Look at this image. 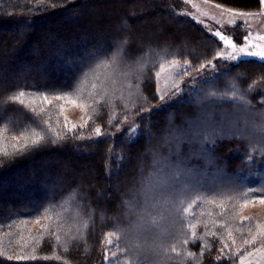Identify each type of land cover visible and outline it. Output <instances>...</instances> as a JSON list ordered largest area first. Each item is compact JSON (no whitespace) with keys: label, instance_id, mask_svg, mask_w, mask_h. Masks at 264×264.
Here are the masks:
<instances>
[{"label":"trees","instance_id":"16d2710c","mask_svg":"<svg viewBox=\"0 0 264 264\" xmlns=\"http://www.w3.org/2000/svg\"><path fill=\"white\" fill-rule=\"evenodd\" d=\"M209 1L237 11L256 13L261 10L259 0ZM182 6V0H45L44 4L39 0H0V97L6 98L19 89L48 90L57 94L59 90L68 91L77 84L83 72L94 66L96 58H110L126 37L128 44L122 52L124 59L133 62L142 57L140 64L148 76L143 79L141 88H124L126 102L133 112L144 103L150 109L130 117L139 126L132 142H129L126 124L121 125L119 131L111 128L108 136L78 140L72 138L73 134H68L67 139L56 144L45 142L38 148L9 157L0 154V225L13 224L11 230L0 227V252L15 256L35 246L37 255H51L52 244L47 238L37 243L41 225L34 223L36 213L43 212L49 205L58 206L55 212L60 215L52 213L53 220L42 223L55 226L63 221L60 230L63 243L66 239L64 233L69 227L75 231V197L76 200L83 199L95 210L94 226L89 227L86 243L81 241L68 245L67 253L58 247L57 252L70 264H106L105 245L102 243L104 234L113 230L114 220L122 228L130 226L129 221L134 217L124 215L122 201L129 198L130 189H138L142 181H147L152 171L149 149L162 143L166 131L173 127L187 130L190 124L198 122L202 113L197 101L204 98L209 90H224L233 80L242 90H247L253 81H257L255 90L247 98L257 110H264L260 103L261 92L264 91V63L251 59L234 64L215 62L219 71L212 78L200 80L192 91L158 107L160 99L156 92L155 72L160 70V66L170 64L172 59L181 63L187 59L197 65L211 59L219 46L217 38L198 23L173 12V9L180 11ZM107 71L112 72L113 69ZM119 71L120 81L126 84ZM45 107L48 111L37 117L17 103L0 100V128L3 122H7L12 131L23 130L25 125L35 127L36 122L51 117L52 127L61 131L63 119L59 109L51 105ZM108 111L102 110L101 115L95 117V123L90 121L88 128L77 132L82 131L87 137L97 125L102 127V131L108 129ZM116 111L120 112L119 102ZM215 111L230 113L233 108L224 102ZM216 119L219 120V115ZM259 119L258 112L248 116L250 122L259 123ZM57 120L60 121L59 126ZM214 139V144L202 145L186 141L180 144L179 153L185 158L187 167L193 170L187 177L189 184L205 191L213 186L233 187L236 199L226 201L228 207L224 216L217 215L221 209L214 205L204 207L211 210L217 220L232 225L237 242L235 246L231 242L229 244L238 248L243 238L249 239L256 232L262 218L261 215L251 216L241 223L245 208L241 210L239 206L244 201L241 192L252 188L256 191L250 192L249 197H259L260 190L264 189V148H260L262 155L245 163L250 146H260L258 137L250 132L249 137L241 139L225 132ZM10 140V135L7 139L0 137V149L6 147L11 152ZM201 150L211 156V162L199 155ZM233 204L235 209L231 207ZM237 227L242 229V234L235 232ZM249 228L253 231L249 232ZM200 231L197 229L198 234ZM218 231L224 232L223 229ZM170 240L171 236L166 231L149 230L138 246L130 241L133 243L131 255L143 260L144 264H197L194 260H187L183 254L177 257L169 252L170 259L161 255V247ZM209 241L212 248L205 251L203 258L199 257L202 241H190L186 246L187 250L197 253L199 264H238L231 258L217 260L219 241L211 238ZM121 242L123 244L124 237H121ZM259 242H264V237ZM22 245L27 247L22 250ZM243 249L245 251L249 246L245 245ZM6 255L0 256V264H63L62 260H8Z\"/></svg>","mask_w":264,"mask_h":264},{"label":"snow or ice","instance_id":"6c2138e0","mask_svg":"<svg viewBox=\"0 0 264 264\" xmlns=\"http://www.w3.org/2000/svg\"><path fill=\"white\" fill-rule=\"evenodd\" d=\"M45 0H39L40 4H44ZM208 3L209 0H204ZM185 4H191V0H183ZM260 11L245 12L237 11L232 8H222V5L215 4L216 9L221 10V15L228 14L230 19L226 20V24L229 27H239L241 31L251 28V24L246 17L254 15L264 17V0H259ZM192 7H197L192 4ZM176 15L190 16L189 12H182L173 9ZM203 15H207L204 13ZM203 23V21H199ZM219 23V21H217ZM224 29V24H220L219 28H209L208 30L217 38L218 48L215 50L211 59L201 61L197 65H193L190 60L172 59L170 64L177 69V75L180 78L185 76L190 77L193 82L197 80V76L200 79H205L211 73L208 69L215 70L217 61L225 62H246L244 58L256 57L261 63H264V45L259 43H253V34L248 31V35L243 37L242 43H237L233 40V37L228 34ZM260 41H264V35H258L256 37ZM128 40L125 37L124 40L116 47L110 58L105 57L103 59L96 58L94 66L89 67L88 71L83 72L79 78L77 84L70 90H59V93L52 91H35L19 89L16 92L9 94L6 98L0 97L4 103H17L29 111L35 116H43L48 109L45 105H51L54 108L59 109V113L63 115L65 111V104H70L75 107H79L83 115L81 116V123L77 125L72 123L71 127H68L69 121L67 117H64L63 128L61 131H57L50 124L49 119L42 122H36V126L25 125L23 130L12 131L11 126L7 122H3V127L0 128V137L7 139L11 136L9 141L12 151L9 152L5 147L0 149V154L5 157H9L14 154L23 153L24 151L38 148L42 143L51 142L56 144L59 141H63L68 138V134H73V139H93L94 137L108 136L110 135V129L115 128L120 130L121 125L131 124L132 126L127 128L129 135V142H132L139 130L138 124L132 123L130 117L140 115L141 112L149 111L147 103H144L135 112L129 108L128 103L124 95V88L129 90L136 88L139 89L142 86L143 79L148 78L147 72L141 67L139 58L137 61L128 62L124 59L122 52L126 48ZM230 49V51L228 50ZM222 67L224 65H221ZM120 68H126L125 71H119ZM108 69H113L112 72H108ZM122 75L126 84L120 81L118 77ZM167 71L163 65L160 66V70L155 72V77H160L161 73ZM103 77V79L101 78ZM264 79V78H262ZM135 81V83H133ZM257 81H253L248 86L247 90H242L239 85L233 80L229 83L228 87L224 90L212 89L209 90L205 97L197 101L200 104V111L202 113L198 122L190 124L187 130L178 128H171L162 136V143L154 148H150L149 152L152 155V171L149 174L147 181H142L140 188L130 189L128 192V199L122 201L124 209V215L126 217H134L129 221L130 226L125 229L115 224L112 231H108L104 234L102 243L105 245L104 260L106 264H144L143 260H139L131 255V249L133 243L136 242L137 246L141 238L149 230L154 232L166 231L171 236L170 242L161 247L160 254L170 259L168 253H175L177 257L182 254L187 260H194L199 264L197 259V253L187 250V245L191 242L202 241L201 251L199 257L203 258L205 251H210L212 240L219 241V255L216 256L217 260L222 257L225 259L231 258L233 261H238V264H244L246 256L242 254L244 251L243 246H251L256 243L257 235H252L251 239L243 238L241 247H230L236 245L237 239L233 233V227L227 221H220L215 218L211 210H206L205 205H214L220 208L221 211L217 213L219 216H224L225 209L228 207L226 201L236 199L233 194L232 186H213L207 191L200 189L187 182V177L192 175L193 170L187 167L185 158L180 156L179 146L184 142L196 141L202 144L215 143L214 137L224 134L225 132L231 133L235 138L249 137L250 132L258 137L257 143L259 147H251L245 156V163H250L259 155H262L260 148H264V144H260V141H264V110H257L251 105L248 100V95L255 90ZM119 84V87L117 85ZM159 99L161 101L171 100L173 96L181 94L179 82H173L170 88L162 91L158 86L156 89ZM146 101L147 98L145 97ZM117 102L120 105V112L117 113ZM224 102H228L232 105V112L220 111L217 113L215 108L217 106L222 107ZM260 103L264 106V91L261 92ZM135 107V104L133 105ZM108 109V129L102 131V127L97 125L92 128L87 137L83 135V132H77V129L83 130L89 127V122L95 123V117L101 115L102 110ZM252 112L259 113V123L255 121H249L248 116ZM219 115V120L216 119ZM60 121L57 120L59 126ZM250 125V127H249ZM23 141V143H20ZM166 149V152L164 151ZM115 155V153H113ZM207 161L211 162V156H209L203 150L199 153ZM173 157H176L173 159ZM143 170V169H142ZM255 189L249 188L247 191H243L240 195L244 198L243 204L239 207L242 210L249 204H254L258 199L261 204H264V189H261V195L259 197H249L250 192H255ZM73 203L77 209L73 217V227H69L68 231L64 233L66 239L61 243L60 230L63 228V221L53 226L51 223H42V221H52L53 215L59 216L60 213L55 212L57 205H49L43 212H37L34 223L41 225L40 231L37 233L39 240L37 243L43 242L47 238L52 244L51 255H37V247H31L30 251L17 253L15 256L6 255L4 252H0V256H5L8 260L16 259L17 261L28 260H56L63 261V264H70V261L66 257H62L58 254L57 248L67 253L69 251L68 245L72 243H80L81 241L86 243V236L90 226H94L93 216L95 210L83 202V199L76 200L73 197ZM61 207L63 205H60ZM232 209L236 208V205H231ZM239 214L237 210L236 215ZM103 218V214H101ZM235 218V217H234ZM247 216L240 217L241 223L249 220ZM21 223H27V221H21ZM0 227H7L9 230L13 228L12 223L0 225ZM264 226L257 225L256 231L260 236L264 237V231L261 228ZM197 229L201 231L197 232ZM223 229L226 232L218 231ZM249 232L253 230L248 229ZM235 232L242 234V229L237 227ZM121 237H124L122 244ZM35 239V237H33ZM27 247L22 245V250ZM87 250V249H86ZM248 257L252 256V252H247Z\"/></svg>","mask_w":264,"mask_h":264},{"label":"rangeland","instance_id":"374dc122","mask_svg":"<svg viewBox=\"0 0 264 264\" xmlns=\"http://www.w3.org/2000/svg\"><path fill=\"white\" fill-rule=\"evenodd\" d=\"M192 4H195L197 7L193 8ZM214 5L215 3H212L210 1L208 3H205L204 0H191V4L183 3L182 9L180 11L191 13V15L187 17H189L190 19L198 23L202 28H204L210 34L212 33L208 30L209 28H213V29L219 28L220 24H224L223 30L226 31L228 34H230L233 37V40L235 42L242 43L243 37L245 35H248V31H251L253 34V37H252L253 43H259L261 45H264V41H260L256 38L258 35H264V17L254 15L251 17L244 18L249 21V23L251 24V28L241 31L239 27H229L226 24V20L230 19L228 14L225 13L222 16L221 10L216 9ZM204 13H207V15L206 16L203 15ZM201 20L203 21V23L199 22ZM217 21H219V23H217ZM228 50L230 51V49ZM244 59L259 60L256 57H250V58L246 57ZM222 62H225V61H222ZM234 63H237V62H229V64H234ZM164 68L167 69V71L162 72L158 80L156 78V89L158 86L162 91L167 90L168 88H170L172 83L175 81V82L180 83V86H181V89H183V92L181 94L173 96L171 100H167V98L165 101L160 100V104L158 107H160V105H163V104H166V103H169L175 100L180 95H183L185 93L192 91L196 87L197 83L200 80H202L200 79L199 76H197V80L195 82H193L191 78L187 76L180 78L177 75V69L173 67L171 64L165 65ZM207 71H209L211 75H209L205 79H210L213 77V74L219 71V68L216 67L215 70L208 69ZM82 115H83V112L79 107H75L70 104H65V111L63 115L60 114L61 118L63 119V122H64V117L65 116L67 117L69 121L68 127H71L72 123H76L77 125H79L82 122L81 121ZM132 123H135V122H132ZM131 126H132L131 124H127L126 129ZM78 130L80 129H77L76 131ZM260 215L262 216V218L260 219V221H258V225L264 226V204H261L259 201L257 203L248 205L244 209V216L255 217V216H260ZM261 231H264V227L261 228ZM252 235H257V241L255 244L249 246V249H245L243 253V255L246 256L244 264H264V242H261V243L259 242V239H261L262 236H260L259 233L256 231L255 233L250 235L249 239H251ZM249 251L253 253V255L250 257L246 255L247 252Z\"/></svg>","mask_w":264,"mask_h":264}]
</instances>
